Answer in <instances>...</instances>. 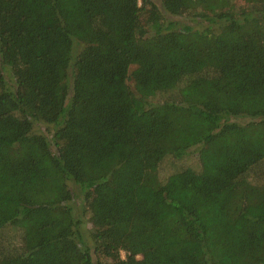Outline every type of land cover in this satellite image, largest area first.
<instances>
[{"label": "trees", "instance_id": "16d2710c", "mask_svg": "<svg viewBox=\"0 0 264 264\" xmlns=\"http://www.w3.org/2000/svg\"><path fill=\"white\" fill-rule=\"evenodd\" d=\"M0 264H264V0H0Z\"/></svg>", "mask_w": 264, "mask_h": 264}, {"label": "rangeland", "instance_id": "374dc122", "mask_svg": "<svg viewBox=\"0 0 264 264\" xmlns=\"http://www.w3.org/2000/svg\"><path fill=\"white\" fill-rule=\"evenodd\" d=\"M197 26L201 27L203 25H197ZM80 48H81V44L79 42H74L73 49H72V54L73 55L76 54L80 50ZM49 128H50L49 125H45L43 123H37L34 126V130L36 132H42V133H47ZM199 150H200L199 146H196V147L192 148V150H190V151H192L191 152L192 159L189 160V161L193 165H197L199 168H201V162H200V158H199ZM184 161L185 160H171V163L170 162H166V163L162 164L161 167H160V174H163L162 176H164V174L166 172H170L171 173L173 171V169L175 168V166L184 165V163H185ZM69 186H70L71 189L74 190V192L79 193V197L81 198L82 193L78 190V187L75 184H73V183H69ZM70 204L73 207L74 213L76 215H78L79 217H81L82 224H81L80 230H81V233H82L85 241L88 244H90L91 240H90V237H89V231L91 229V225H90L89 222H87L86 217L82 213V204H81L79 198L70 201ZM122 255H124V254L122 253Z\"/></svg>", "mask_w": 264, "mask_h": 264}]
</instances>
